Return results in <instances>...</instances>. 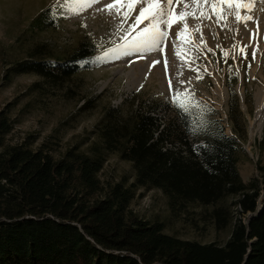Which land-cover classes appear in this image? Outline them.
Listing matches in <instances>:
<instances>
[{"label":"trees","instance_id":"trees-1","mask_svg":"<svg viewBox=\"0 0 264 264\" xmlns=\"http://www.w3.org/2000/svg\"><path fill=\"white\" fill-rule=\"evenodd\" d=\"M49 18L47 9L34 23L48 28ZM37 52L8 67L7 74L65 82L96 49L83 44L56 62L35 60ZM237 81L235 76L227 85L238 137L227 135L215 110L201 102L183 115L167 104L165 118L152 115L154 107L126 114L113 109L97 127L100 140L89 153L72 147L55 158L47 144L38 150L9 144L13 122L1 110L0 264H264V126L257 175L246 182L239 170L247 130ZM115 152L135 169L132 187L100 180L107 155ZM146 186L162 190L175 212L213 205L217 228L234 224L228 241L176 239L164 233L162 223L139 217L130 205L135 189ZM228 198L229 205H219Z\"/></svg>","mask_w":264,"mask_h":264},{"label":"rangeland","instance_id":"rangeland-1","mask_svg":"<svg viewBox=\"0 0 264 264\" xmlns=\"http://www.w3.org/2000/svg\"><path fill=\"white\" fill-rule=\"evenodd\" d=\"M109 2L114 0H97L79 15H70L59 8L57 0H0V111L7 110L13 122L8 143L33 150L47 144L55 158H61L72 147L89 153L100 140L97 127L110 110L122 109L126 114L154 107V114L165 118V106L172 104L177 92L183 94L180 99L190 94L192 103L213 108V117L224 124L226 134L238 137L229 117L227 85V80L237 76L235 89L247 130V154L239 170L246 182L256 176L257 142L264 122L261 130L254 129V135L251 123L256 93L264 94V0H239L252 5L250 12L240 9L242 16L253 18L246 25L237 22L234 5L229 8L225 4L210 9L209 19L189 17L187 28L180 20L183 2L176 4L171 19L178 22L167 29L161 25V30L168 33L161 48H147L131 55L118 49L149 22L134 24L139 6L127 20L114 9L110 14L105 10ZM47 9L52 26L41 28L34 20ZM125 11L121 9V13ZM216 12L220 13L219 22ZM83 44L95 48L96 53L86 58L81 71L68 81L59 83L35 74H7L8 67L36 55L41 47L34 59L56 62L67 59ZM245 46L246 58L241 52ZM101 172L103 185L120 183L132 187L136 180L132 163L116 152L107 155ZM231 202L232 198H228L219 205ZM130 207L142 219L162 223L164 233L201 244L224 245L234 225L217 228L210 217L213 205H190L175 212L162 190L153 187H137Z\"/></svg>","mask_w":264,"mask_h":264},{"label":"snow or ice","instance_id":"snow-or-ice-1","mask_svg":"<svg viewBox=\"0 0 264 264\" xmlns=\"http://www.w3.org/2000/svg\"><path fill=\"white\" fill-rule=\"evenodd\" d=\"M95 2H97V0H63V2L57 0L59 8L64 9L65 12L70 15H79L83 10L91 7ZM182 2L184 11L180 13V20L183 22V27L185 28L188 27L187 19L189 17L192 19H209L210 9L223 7L225 4H227L229 8H232L234 5L235 18L238 23L243 22L246 25L247 21L253 19L251 15L242 16L240 14L241 8L250 12L252 9L251 3L242 4L239 0H191V3H188L187 0H114V2H109L106 5L105 10L110 14L114 9L117 15H122L124 20H127L131 17V13L139 6V15L135 17L134 24H140L144 21L149 22L147 26L130 40H127L118 50L122 51L124 55L141 52L147 48L159 50L163 44L164 38L168 35L166 30H161V25H164L165 29H167L171 27L172 23L178 22L171 19L173 16V7ZM122 8L127 9V11L121 13ZM215 14L217 16V22H219L221 18L220 13L216 12ZM225 15H227V11ZM132 27V25L129 26L130 29ZM197 27H199V25H197ZM246 47L247 46L241 48V52L245 54V58ZM182 95L183 94L177 92L171 101L180 109L181 115L195 106L192 103L190 94L186 95L184 99H180Z\"/></svg>","mask_w":264,"mask_h":264},{"label":"bare ground","instance_id":"bare-ground-1","mask_svg":"<svg viewBox=\"0 0 264 264\" xmlns=\"http://www.w3.org/2000/svg\"><path fill=\"white\" fill-rule=\"evenodd\" d=\"M264 122V94L261 91L256 93V112L255 118L251 123V133L253 134L254 129L257 127V130L262 129V123Z\"/></svg>","mask_w":264,"mask_h":264},{"label":"built area","instance_id":"built-area-1","mask_svg":"<svg viewBox=\"0 0 264 264\" xmlns=\"http://www.w3.org/2000/svg\"><path fill=\"white\" fill-rule=\"evenodd\" d=\"M151 114L155 116V114H154V113H151Z\"/></svg>","mask_w":264,"mask_h":264}]
</instances>
